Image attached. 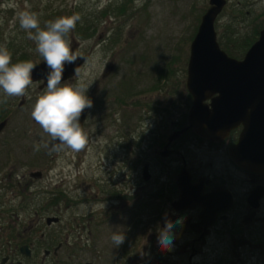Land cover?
Instances as JSON below:
<instances>
[{
	"label": "rangeland",
	"instance_id": "obj_1",
	"mask_svg": "<svg viewBox=\"0 0 264 264\" xmlns=\"http://www.w3.org/2000/svg\"><path fill=\"white\" fill-rule=\"evenodd\" d=\"M206 6L207 0H0V46L12 53L13 63L20 57L34 64L42 60L19 27L18 12H35L41 28L57 17L80 15L68 38L74 53L89 56L79 75L66 82L89 85L86 95L92 101L82 126L88 137L84 150L35 151L34 145L51 143L31 118L45 87L38 89L39 83L33 82L25 96L7 99L0 91V120L7 119L0 132V226H7L8 216L26 218L36 211L46 233L73 232L72 218L79 221L90 210H109L108 200L98 198L108 193L96 196L97 188H113L120 195L142 184L140 167L133 173L125 162L141 158V149L139 155L135 149L142 144L143 125L153 112L162 107L169 121L187 110L190 100L183 83L188 45ZM227 16L228 10L217 18L216 40L238 46L244 32L232 31L239 22L230 24L231 32L225 31ZM260 22L264 25V17ZM89 23L95 29L85 36ZM34 171L41 175L30 177ZM141 194L138 188L133 195L134 216L140 215L136 212ZM46 216L58 223L46 227ZM40 257L41 253L27 264H38Z\"/></svg>",
	"mask_w": 264,
	"mask_h": 264
},
{
	"label": "flooded vegetation",
	"instance_id": "obj_2",
	"mask_svg": "<svg viewBox=\"0 0 264 264\" xmlns=\"http://www.w3.org/2000/svg\"><path fill=\"white\" fill-rule=\"evenodd\" d=\"M223 1L214 26L228 10L225 31L231 32L230 24L239 22L232 31L244 32L237 36L238 45L248 44L247 49L264 29L260 22L264 0ZM19 102L18 107L23 100ZM153 114L146 118L142 144L135 149L136 154L141 149V158L133 156L125 162L127 170L135 169L133 173L140 167V186H130L120 195L113 188H97L96 196L108 193L98 198L99 202L108 200L109 210H90L81 214L79 221L72 218L73 232L46 233L36 211L26 218L8 216L7 226H0V264H27L39 253L38 264H264V164L244 169L228 153L243 126L217 141L198 137L190 129L169 139L185 126L186 111L169 121L162 107ZM86 117L87 113L83 123ZM259 149L256 144L255 155ZM247 151L244 145L242 154L250 157ZM176 179L188 184L180 188ZM138 188L143 198L136 212L140 217L134 216L132 206ZM115 203L118 206H113ZM46 218V227L58 223H46ZM165 219L179 221L173 229L171 251L158 244ZM113 232L126 237L119 247L111 241ZM17 256L22 260L15 259Z\"/></svg>",
	"mask_w": 264,
	"mask_h": 264
},
{
	"label": "water",
	"instance_id": "obj_3",
	"mask_svg": "<svg viewBox=\"0 0 264 264\" xmlns=\"http://www.w3.org/2000/svg\"><path fill=\"white\" fill-rule=\"evenodd\" d=\"M224 4L223 0H208V7L200 16L199 23L189 46L184 86L191 103L185 116V126L171 134L169 139L190 129L205 140L217 141L239 125L243 126L237 142L228 150L230 159L239 167L252 169L264 164V29L246 49L240 59L228 56L218 45L213 28L216 15ZM76 54V53H75ZM74 64L65 65L62 81L71 78L86 55H78ZM33 82L41 81L38 87L46 86L49 69L43 61L35 64ZM20 104V102H19ZM85 109L80 117L82 126ZM5 120L0 121V130ZM260 149L255 155V145ZM248 147L246 157L242 148ZM39 171L29 176L38 178ZM180 186L188 182H179ZM56 218H47L46 223Z\"/></svg>",
	"mask_w": 264,
	"mask_h": 264
},
{
	"label": "clouds",
	"instance_id": "obj_4",
	"mask_svg": "<svg viewBox=\"0 0 264 264\" xmlns=\"http://www.w3.org/2000/svg\"><path fill=\"white\" fill-rule=\"evenodd\" d=\"M17 19L27 39L33 41L35 52L49 69L45 77L44 93L33 105L31 118L50 138L51 143L36 144L34 150L39 151L44 147L54 152H80L88 144L87 134L79 121L83 111L92 107V101L86 95L89 85L83 81L76 85L62 83V79L65 65L74 64L78 59L68 37L81 17L79 14L60 16L47 21L43 28L35 12L20 11ZM36 67L30 60L13 63L12 53L6 46H0V91L4 97L25 96L33 84L32 73ZM178 223L165 219L164 226L159 229L158 244L162 250H172L173 229ZM125 239L123 233L113 232L111 235V241L116 247L122 245Z\"/></svg>",
	"mask_w": 264,
	"mask_h": 264
},
{
	"label": "trees",
	"instance_id": "obj_5",
	"mask_svg": "<svg viewBox=\"0 0 264 264\" xmlns=\"http://www.w3.org/2000/svg\"><path fill=\"white\" fill-rule=\"evenodd\" d=\"M101 15H103V12L101 13ZM84 29L86 30V32H88V33L84 32V35L88 36L95 29V25L89 23V25H87ZM247 45L248 44L246 45L239 44L238 46L231 47L230 45H226L225 42L224 43L221 42V44L219 43V46L226 52V54L234 58H239L241 54H243V52L246 50L245 46ZM19 61H24V60L22 57H20L19 60H16V62Z\"/></svg>",
	"mask_w": 264,
	"mask_h": 264
}]
</instances>
